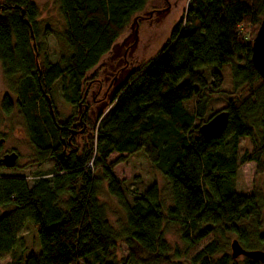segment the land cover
Returning a JSON list of instances; mask_svg holds the SVG:
<instances>
[{
    "label": "trees",
    "instance_id": "1",
    "mask_svg": "<svg viewBox=\"0 0 264 264\" xmlns=\"http://www.w3.org/2000/svg\"><path fill=\"white\" fill-rule=\"evenodd\" d=\"M54 1L68 54L53 64L44 54L53 33L39 29L36 5L0 0V70L5 80L18 78L11 94L1 98L0 110L22 118L36 164L53 162L51 172L31 187L23 178L0 177V256L18 249L20 257L10 264H180L165 239L168 224L179 227L186 249L210 234L234 236L247 251L254 249L253 240L263 246L261 199L238 194L234 181L245 163H254L264 178V80L251 62L264 0H187L183 20L156 58L133 72L98 120L83 116L87 131L81 146L71 137L75 117L57 122L53 85L60 82L63 100L76 107L88 80L97 78L96 68L148 0ZM223 65L231 68V93L220 91L219 73L208 80L206 70L200 72ZM214 95L225 101L219 112L228 114V123L221 136L206 141L199 129L212 117L205 120ZM47 100L60 128L51 121ZM241 138L250 141L251 152L240 156ZM139 151L167 180L171 207L164 209L155 184L126 198L114 168ZM113 155L118 157L109 162ZM101 183L124 212L121 234L99 203ZM26 223L39 252L21 256ZM121 245L127 253L122 262ZM191 264L260 263L232 260L213 241Z\"/></svg>",
    "mask_w": 264,
    "mask_h": 264
},
{
    "label": "rangeland",
    "instance_id": "2",
    "mask_svg": "<svg viewBox=\"0 0 264 264\" xmlns=\"http://www.w3.org/2000/svg\"><path fill=\"white\" fill-rule=\"evenodd\" d=\"M174 1H176V6L170 9L169 14L160 23H139L138 44L133 55L134 70L141 68L152 59L156 58L162 47L169 39L173 28L181 20H183L187 7V0ZM31 2L36 5L39 11L37 20L39 29L49 27L53 33L46 39L44 54L51 63H57L61 56L68 54L67 47L59 37V35L64 31V20L54 0H31ZM160 2L162 1L148 0L143 13L161 7L162 5H160ZM162 8L163 6L161 9ZM138 16H141V14H138ZM128 33L129 30L117 43H120L122 39L128 35ZM205 70L207 79L209 78V74L213 72L221 75L222 85L220 91L225 93H231L233 91L231 68L229 65H223L220 69L214 67L202 69L200 72L205 73ZM101 72L102 71L100 69L97 72L98 79L102 78ZM17 79L18 78L15 77V79L10 81L5 80L2 77L0 70V100L3 95L11 94V86H15ZM52 102L54 110L57 114L58 123H63L70 116H74L75 119H77L76 107H72L63 100L60 82L53 85ZM224 107L225 101L220 96L214 95L207 106L205 120L207 117L214 115ZM82 142V137H76L77 146H81ZM12 152L17 155L16 164L12 169H6L3 165H0V177L23 178L27 185L31 187L32 182L39 175H46L50 173L53 168V162L51 160L43 164H36L34 162L33 149L28 141L26 128L22 118L15 112L5 115L0 110V158ZM244 152H251V143L248 139L241 138L239 140L238 154L241 156ZM117 157L118 156L113 155L109 159V162L114 161ZM114 175L123 183L122 187L123 189H126L125 196L129 201L133 198L132 196L145 193L153 184H155L159 190L160 200L164 209L171 207L169 184L161 174L151 169L143 151L137 152L136 154L128 157L122 164L117 165L114 168ZM234 186L235 191L238 194L250 196L256 193L259 195L263 213V227L261 231L264 233V178L257 174L254 163H245L238 169ZM97 191L99 203L105 211L109 224L117 234H121L125 229L126 224L124 212L117 205L116 200L107 193L105 183H101ZM165 233V239L169 244L171 252L177 254L176 262L180 264H191V260L213 241H216L220 248L227 255H230V243L232 240L236 239L234 236L229 235L213 236V234H210L191 249H186L180 240L179 227L177 225L168 224L165 228ZM20 237L23 239L25 246L21 256H28L31 252L38 254V243L36 242L35 234L30 224H25L24 229L20 233ZM251 246L254 249H247L251 251L258 250L264 252V245L259 246L254 240L252 241ZM18 257H20V251L16 249L9 255L0 256V264H10ZM126 257V249L123 245H121L117 254V260L122 262V260ZM242 260L243 258L240 257L237 259V262L240 263Z\"/></svg>",
    "mask_w": 264,
    "mask_h": 264
},
{
    "label": "water",
    "instance_id": "3",
    "mask_svg": "<svg viewBox=\"0 0 264 264\" xmlns=\"http://www.w3.org/2000/svg\"><path fill=\"white\" fill-rule=\"evenodd\" d=\"M163 1L164 7L162 9L144 12L143 14H141V16L134 17L129 26L128 35L124 39H122L120 43H115L112 46L109 55L114 54L117 51H123L122 55H125V52H129V54L134 53L138 44L139 23L145 20L146 18L154 16V22L155 24H158L163 21L164 18L169 14L171 9L170 4L167 0ZM251 62L256 71L258 72L259 76L264 80V18L261 20L260 25L254 36V39L252 40ZM131 74H129L125 79L121 80L110 90V92L106 95L105 100L102 101L98 105V107H96L95 112L92 114L93 120H98L101 116H103L105 112H107L109 107L115 102L116 97L120 93L121 89L127 84ZM47 103L51 121L53 122L55 127L60 128L56 123V118L54 116L51 102L48 101ZM78 105L80 106L81 102ZM227 123L228 114L225 111L218 112L212 115V117L200 127L199 133L206 141L216 139L223 134L227 127ZM82 124L83 122L81 115L77 122V126H81ZM82 133L83 130L79 132L72 131L71 137ZM16 161L17 155L12 152L0 158V165H3V167L6 169H12L14 168ZM230 257L232 260H236L240 257H243L258 262L260 264H264V252L258 250L247 251L243 249L239 242L235 239L232 240L230 243Z\"/></svg>",
    "mask_w": 264,
    "mask_h": 264
},
{
    "label": "flooded vegetation",
    "instance_id": "4",
    "mask_svg": "<svg viewBox=\"0 0 264 264\" xmlns=\"http://www.w3.org/2000/svg\"><path fill=\"white\" fill-rule=\"evenodd\" d=\"M160 2L164 7V1L161 0ZM170 4V7L173 8L176 6V1L167 0ZM161 6V7H162ZM161 7L154 9L159 10ZM153 11V10H151ZM154 16L150 18H146L142 22H146L148 24H155ZM135 53V52H134ZM129 54V52L117 51L114 54H110L103 62L96 68L94 73H97L100 69L102 72V78H92L93 73L90 75L92 79L88 80L87 88L84 91L81 105H76L77 111V119L76 122L71 127V132H79L83 130L82 134L74 135V137H82L85 132L87 131V126L83 122V116H91L95 112L96 107L105 100L106 95L110 92V90L118 84L121 80L125 79L129 74H133L135 71L134 68V60L133 55ZM131 74V76H132ZM130 76V77H131ZM130 79V78H129ZM82 115V122L81 126H77V122L79 117Z\"/></svg>",
    "mask_w": 264,
    "mask_h": 264
},
{
    "label": "built area",
    "instance_id": "5",
    "mask_svg": "<svg viewBox=\"0 0 264 264\" xmlns=\"http://www.w3.org/2000/svg\"><path fill=\"white\" fill-rule=\"evenodd\" d=\"M105 113H106V112H105ZM105 113H104V114H105ZM104 114H103V115H104Z\"/></svg>",
    "mask_w": 264,
    "mask_h": 264
}]
</instances>
